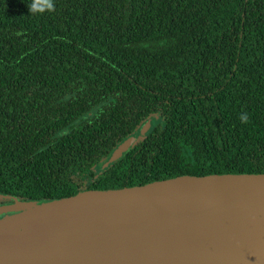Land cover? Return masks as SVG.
<instances>
[{"label":"trees","instance_id":"1","mask_svg":"<svg viewBox=\"0 0 264 264\" xmlns=\"http://www.w3.org/2000/svg\"><path fill=\"white\" fill-rule=\"evenodd\" d=\"M29 3L0 0V192L264 172V0H56L36 16ZM153 113L152 132L97 174Z\"/></svg>","mask_w":264,"mask_h":264},{"label":"water","instance_id":"2","mask_svg":"<svg viewBox=\"0 0 264 264\" xmlns=\"http://www.w3.org/2000/svg\"><path fill=\"white\" fill-rule=\"evenodd\" d=\"M157 117L121 139L96 173L145 139ZM0 264H264V172L181 174L53 199L0 192Z\"/></svg>","mask_w":264,"mask_h":264},{"label":"clouds","instance_id":"3","mask_svg":"<svg viewBox=\"0 0 264 264\" xmlns=\"http://www.w3.org/2000/svg\"><path fill=\"white\" fill-rule=\"evenodd\" d=\"M27 8L29 14L33 16L42 15L45 12L53 13L56 10V0H30ZM240 121L243 124L248 123L249 116L246 112L241 113Z\"/></svg>","mask_w":264,"mask_h":264}]
</instances>
